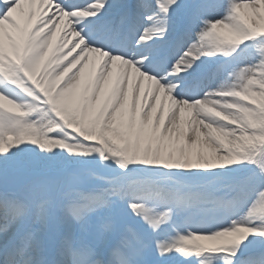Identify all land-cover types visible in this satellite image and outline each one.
<instances>
[{
    "label": "snow or ice",
    "instance_id": "snow-or-ice-1",
    "mask_svg": "<svg viewBox=\"0 0 264 264\" xmlns=\"http://www.w3.org/2000/svg\"><path fill=\"white\" fill-rule=\"evenodd\" d=\"M0 225V264H264V0H0Z\"/></svg>",
    "mask_w": 264,
    "mask_h": 264
},
{
    "label": "rangeland",
    "instance_id": "rangeland-1",
    "mask_svg": "<svg viewBox=\"0 0 264 264\" xmlns=\"http://www.w3.org/2000/svg\"><path fill=\"white\" fill-rule=\"evenodd\" d=\"M246 15L251 16V19L259 23L256 16L253 13L245 12ZM212 69L220 71V76L217 78V82L222 88H231L238 86L241 82L240 67L237 66L236 61L224 56L223 53L217 55L213 60H206ZM216 264H221L220 261H216Z\"/></svg>",
    "mask_w": 264,
    "mask_h": 264
},
{
    "label": "bare ground",
    "instance_id": "bare-ground-1",
    "mask_svg": "<svg viewBox=\"0 0 264 264\" xmlns=\"http://www.w3.org/2000/svg\"><path fill=\"white\" fill-rule=\"evenodd\" d=\"M26 7L29 8V9H31L32 6H26ZM34 8H35V10L37 11V14L39 15V12H40V5H39V4H36V5L34 6ZM206 64H207V66H208V68H207V74H208V75H211V72H212L213 70H215V69L209 68L210 65H209L208 62H206ZM88 71H89V73L92 72L91 65H90ZM218 72H219L218 76H220L221 73H220V71H218ZM218 76H217V78H218ZM217 86H218V87H221L220 84L217 82V79H216L215 84L213 85V87H217Z\"/></svg>",
    "mask_w": 264,
    "mask_h": 264
},
{
    "label": "clouds",
    "instance_id": "clouds-1",
    "mask_svg": "<svg viewBox=\"0 0 264 264\" xmlns=\"http://www.w3.org/2000/svg\"><path fill=\"white\" fill-rule=\"evenodd\" d=\"M5 227L6 226H4V225H0V232H3Z\"/></svg>",
    "mask_w": 264,
    "mask_h": 264
}]
</instances>
